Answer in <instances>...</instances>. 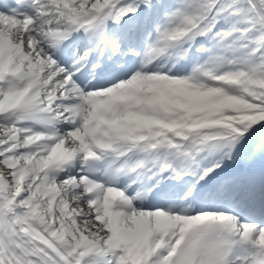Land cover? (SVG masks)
Instances as JSON below:
<instances>
[{
	"label": "snow or ice",
	"instance_id": "6c2138e0",
	"mask_svg": "<svg viewBox=\"0 0 264 264\" xmlns=\"http://www.w3.org/2000/svg\"><path fill=\"white\" fill-rule=\"evenodd\" d=\"M0 264H264V0H0Z\"/></svg>",
	"mask_w": 264,
	"mask_h": 264
}]
</instances>
